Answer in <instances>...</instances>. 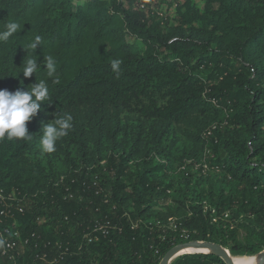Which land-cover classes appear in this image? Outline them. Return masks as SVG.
Wrapping results in <instances>:
<instances>
[{
    "label": "trees",
    "instance_id": "1",
    "mask_svg": "<svg viewBox=\"0 0 264 264\" xmlns=\"http://www.w3.org/2000/svg\"><path fill=\"white\" fill-rule=\"evenodd\" d=\"M153 5L0 0V30L21 26L0 42V89L43 79L52 102L27 123L31 140H0V193L12 211L0 221V264H160L190 241L264 251V0H173L169 28L147 16ZM36 35L34 54L53 57L58 82L42 68L15 77ZM67 115L57 172L33 149L42 124ZM180 133L194 147L176 166L167 146ZM206 145L207 174L176 184L173 173L201 162ZM172 264L226 263L208 253Z\"/></svg>",
    "mask_w": 264,
    "mask_h": 264
},
{
    "label": "clouds",
    "instance_id": "2",
    "mask_svg": "<svg viewBox=\"0 0 264 264\" xmlns=\"http://www.w3.org/2000/svg\"><path fill=\"white\" fill-rule=\"evenodd\" d=\"M20 28V24L15 21L5 23L3 29L0 30V42L8 41ZM41 44L42 37L36 35L26 47L22 46L27 55L21 66L18 67L21 70L15 77L22 72L24 78H29L36 74L38 69L42 68L48 78H52L53 82H58L56 79L57 68L53 57L49 55L38 61L37 55L34 54L37 48L41 47ZM27 49L32 50V55L28 54ZM121 63L122 61L119 59L111 61L112 71L117 77L121 72ZM45 102L52 104L49 88L43 79L39 82L36 80V83L28 85L26 90L17 89L15 92H11L0 89V140H31L32 134L28 131L27 123L43 110L42 104ZM72 119L71 115L61 118L54 117L51 120L52 122L42 124V135L38 145L41 153L56 151V143L59 139L68 135V131L72 127Z\"/></svg>",
    "mask_w": 264,
    "mask_h": 264
},
{
    "label": "rangeland",
    "instance_id": "3",
    "mask_svg": "<svg viewBox=\"0 0 264 264\" xmlns=\"http://www.w3.org/2000/svg\"><path fill=\"white\" fill-rule=\"evenodd\" d=\"M164 1H165V4L163 3L160 5V3L163 2V0H154V3L157 4L158 6L155 7L153 5V7L150 8V10L147 12V16L152 19L153 24L160 23L162 24L163 27L169 28V26L171 25V20L175 16V7H173V0H164ZM195 1L199 7L203 6V0H195ZM168 5H170L171 7H169ZM135 43L141 50L144 49V45L142 42L135 41ZM176 137L177 138L172 139V141H176V142L174 144L171 143V147L167 146V149L171 150L173 153V156L178 159L176 162V166H177L179 164V157L186 155V153H188L194 146L191 141H189L186 137L182 135V133L177 134ZM38 145L39 143L33 149L34 157L41 159L46 165H53V167L55 168L57 172H61L63 170V166L59 160V157L54 152L41 153ZM210 152H211L210 146L206 145L205 154L203 156L199 155V157L201 158L200 159L201 162L195 164V162H193L192 160H188L186 162V165L180 168H177L176 172L173 173L175 183L179 184V182H182L183 175L185 173L187 174V176H191L194 182L198 180L204 172L207 174V169L204 167V165H205V161L207 160V158L211 156ZM161 162H162L161 159H157V163H161ZM203 169L205 170L204 172H203ZM162 174L163 173H160V175ZM169 206L173 207L174 220H178V218L182 215V212L177 211L178 210L177 207L172 203H169ZM237 241L241 245H244L245 234L242 231L238 232ZM263 253L264 251L257 256H260ZM230 254L236 258L237 257L238 258H248L249 257V256L234 255L231 252ZM252 257H256V256H252Z\"/></svg>",
    "mask_w": 264,
    "mask_h": 264
},
{
    "label": "water",
    "instance_id": "4",
    "mask_svg": "<svg viewBox=\"0 0 264 264\" xmlns=\"http://www.w3.org/2000/svg\"><path fill=\"white\" fill-rule=\"evenodd\" d=\"M190 248H194L198 251L206 249L209 251L208 253H212L220 257L226 264H235L232 259V255L227 249L223 248L221 245L216 243L201 242V241H190L174 246L164 255L160 264H172L175 261V259L182 256L181 254L182 251H185ZM185 254H202V253L197 252V253H185ZM261 256H262V260L259 264H264V253Z\"/></svg>",
    "mask_w": 264,
    "mask_h": 264
},
{
    "label": "built area",
    "instance_id": "5",
    "mask_svg": "<svg viewBox=\"0 0 264 264\" xmlns=\"http://www.w3.org/2000/svg\"><path fill=\"white\" fill-rule=\"evenodd\" d=\"M140 6L142 9H144L146 6L143 3H140ZM0 200L2 201L0 204V221L4 217H11L12 216V211L11 208L7 205L5 198L3 195L0 193ZM22 211V210H21ZM17 224H15L16 226ZM15 237H18V233L15 232L13 233ZM15 247L14 243H7L6 244V249H13Z\"/></svg>",
    "mask_w": 264,
    "mask_h": 264
},
{
    "label": "bare ground",
    "instance_id": "6",
    "mask_svg": "<svg viewBox=\"0 0 264 264\" xmlns=\"http://www.w3.org/2000/svg\"><path fill=\"white\" fill-rule=\"evenodd\" d=\"M197 252H201L202 254L204 253H208L209 251L208 250H201V251H198L194 248H190V249H187L185 251H182L181 254H184V253H197ZM260 258V259H259ZM232 259L234 261L235 264H259L262 260V256H256V257H248V258H236V257H233L232 256ZM259 261V262H258Z\"/></svg>",
    "mask_w": 264,
    "mask_h": 264
}]
</instances>
